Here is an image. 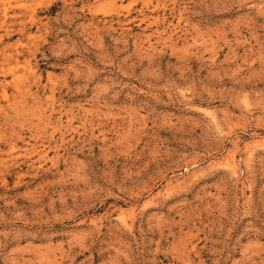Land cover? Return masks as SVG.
I'll return each instance as SVG.
<instances>
[{
    "label": "rangeland",
    "instance_id": "374dc122",
    "mask_svg": "<svg viewBox=\"0 0 264 264\" xmlns=\"http://www.w3.org/2000/svg\"><path fill=\"white\" fill-rule=\"evenodd\" d=\"M0 264H264V0H0Z\"/></svg>",
    "mask_w": 264,
    "mask_h": 264
}]
</instances>
